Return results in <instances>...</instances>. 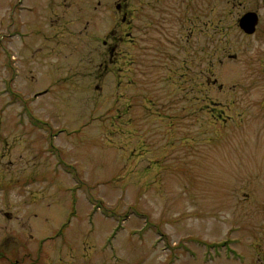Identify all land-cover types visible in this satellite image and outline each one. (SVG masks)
I'll return each mask as SVG.
<instances>
[{"label":"rangeland","instance_id":"rangeland-1","mask_svg":"<svg viewBox=\"0 0 264 264\" xmlns=\"http://www.w3.org/2000/svg\"><path fill=\"white\" fill-rule=\"evenodd\" d=\"M13 2L0 264H264V0Z\"/></svg>","mask_w":264,"mask_h":264},{"label":"flooded vegetation","instance_id":"flooded-vegetation-1","mask_svg":"<svg viewBox=\"0 0 264 264\" xmlns=\"http://www.w3.org/2000/svg\"><path fill=\"white\" fill-rule=\"evenodd\" d=\"M36 1H38V0H36ZM52 1L53 0H46V4H44L43 7L45 8ZM101 2H102V0H97V2L95 3L94 9H95V7H98V5L101 4ZM114 5H115L116 9H118V10L122 9V5L120 3H116ZM8 6H9V12H8V16H7V17H9L8 22L11 23V25H13L14 28L11 31L10 30L7 31L6 37L8 38V37H13L16 35L17 37L22 38V35H24V32H23L24 30L22 29V27H24L26 25L32 27L34 21H33V17H30V16H26L27 18H22V17L20 19H17V18L20 15H23V13H26L28 15L33 14V12H35V11H33L35 8L34 2H32V0H30V2H28V0H14V2L10 3ZM71 7L72 6L69 5V8H71ZM248 11H253V10H248ZM36 12H40V9ZM245 12H247V11H245ZM28 17H30L31 20H29ZM126 17H127V15L124 13L121 16V21L125 22V23H130V20L127 19ZM102 42H103V44H106L105 40H103ZM113 52H114V48L110 47V49H109V60L110 61H112L111 59L113 56ZM1 92H3V90Z\"/></svg>","mask_w":264,"mask_h":264},{"label":"water","instance_id":"water-1","mask_svg":"<svg viewBox=\"0 0 264 264\" xmlns=\"http://www.w3.org/2000/svg\"><path fill=\"white\" fill-rule=\"evenodd\" d=\"M257 22V13L255 11H247L239 17L238 26L245 33L251 34L254 32Z\"/></svg>","mask_w":264,"mask_h":264},{"label":"trees","instance_id":"trees-1","mask_svg":"<svg viewBox=\"0 0 264 264\" xmlns=\"http://www.w3.org/2000/svg\"><path fill=\"white\" fill-rule=\"evenodd\" d=\"M213 55V54H212ZM212 62V61H211Z\"/></svg>","mask_w":264,"mask_h":264}]
</instances>
